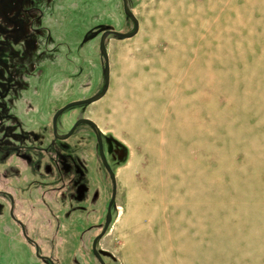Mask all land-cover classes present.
Segmentation results:
<instances>
[{"label": "rangeland", "instance_id": "1", "mask_svg": "<svg viewBox=\"0 0 264 264\" xmlns=\"http://www.w3.org/2000/svg\"><path fill=\"white\" fill-rule=\"evenodd\" d=\"M90 116L126 147L119 264H264V0H135Z\"/></svg>", "mask_w": 264, "mask_h": 264}, {"label": "flooded vegetation", "instance_id": "2", "mask_svg": "<svg viewBox=\"0 0 264 264\" xmlns=\"http://www.w3.org/2000/svg\"><path fill=\"white\" fill-rule=\"evenodd\" d=\"M134 4L0 0V264H119L103 241L128 153L90 109Z\"/></svg>", "mask_w": 264, "mask_h": 264}, {"label": "water", "instance_id": "3", "mask_svg": "<svg viewBox=\"0 0 264 264\" xmlns=\"http://www.w3.org/2000/svg\"><path fill=\"white\" fill-rule=\"evenodd\" d=\"M137 30H138V24H137V21L135 20V29L133 30V32L130 33V34H127V35H119L118 39H129V38H132L137 33ZM104 93H105V91L102 94H100L99 96H97L94 99H92L91 101H96V100L100 99Z\"/></svg>", "mask_w": 264, "mask_h": 264}]
</instances>
